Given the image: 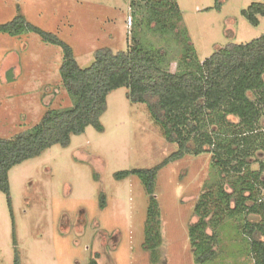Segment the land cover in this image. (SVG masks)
I'll use <instances>...</instances> for the list:
<instances>
[{
    "label": "rangeland",
    "instance_id": "rangeland-1",
    "mask_svg": "<svg viewBox=\"0 0 264 264\" xmlns=\"http://www.w3.org/2000/svg\"><path fill=\"white\" fill-rule=\"evenodd\" d=\"M174 1L179 20L173 35L135 29L143 48L149 52L154 45L171 58L172 71L174 56L188 53L201 63L229 43L264 34V15L253 24L242 14L264 0H222L219 7L216 0ZM145 5L137 17L147 14ZM17 14L70 45L81 67L92 63L99 47L126 50L130 43V0H0V23ZM62 59V48L35 32L0 33V138L31 129L48 108L72 105L61 84ZM126 92L121 87L108 94L103 131L89 125L68 146L54 144L9 170V195L0 191V264H14L15 254L20 264H90L93 258L97 264H253L241 232L244 218L225 217L215 257L194 259L188 224L195 220L198 194L215 178L208 153L184 155L158 170L154 194L162 243L157 261L151 260L143 248L150 195L137 176L115 179L114 173L154 167L177 145L166 141L146 105L130 102Z\"/></svg>",
    "mask_w": 264,
    "mask_h": 264
},
{
    "label": "trees",
    "instance_id": "trees-1",
    "mask_svg": "<svg viewBox=\"0 0 264 264\" xmlns=\"http://www.w3.org/2000/svg\"><path fill=\"white\" fill-rule=\"evenodd\" d=\"M221 1L216 0L217 7ZM141 4L147 9L143 19L135 15ZM130 7L128 48L114 51L109 46L99 47L86 67L79 66L70 45L27 22L22 14L0 23V33L18 35L28 30L62 48L61 84L73 99L71 106L46 109L31 129L0 138V191L9 195L8 172L13 166L54 144L68 146L71 136L81 134L89 125L103 131L100 118L107 96L125 87L128 100L145 104L166 141L177 145L176 151L154 167L114 173L115 179L137 176L150 195L143 248L150 251L151 260L157 261L162 243L154 194L158 170L184 155L208 153L215 178L209 179L198 194L193 208L195 220L188 224L195 261L205 263L215 257L220 227L227 217L236 221L244 218L240 224L246 253L253 264H264V34L247 43H229L201 63L189 58L188 53L174 56L178 58L177 68L172 71L171 58L165 59L154 45L149 52L143 48L135 29L140 26L139 31L144 28L156 35H173L179 20L176 2L130 0ZM242 14L256 24L257 15H264V2L251 3ZM104 205V193H100L99 206ZM251 214L258 215L259 221L248 220ZM14 264H20L18 254ZM90 264L97 261L93 258Z\"/></svg>",
    "mask_w": 264,
    "mask_h": 264
},
{
    "label": "built area",
    "instance_id": "built-area-1",
    "mask_svg": "<svg viewBox=\"0 0 264 264\" xmlns=\"http://www.w3.org/2000/svg\"><path fill=\"white\" fill-rule=\"evenodd\" d=\"M130 22V18L128 19V23ZM130 24V23H129Z\"/></svg>",
    "mask_w": 264,
    "mask_h": 264
}]
</instances>
